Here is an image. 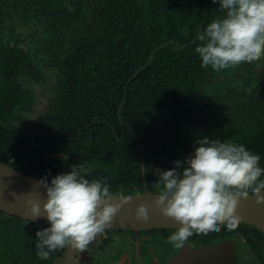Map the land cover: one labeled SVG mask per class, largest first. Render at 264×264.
<instances>
[{
	"label": "trees",
	"instance_id": "1",
	"mask_svg": "<svg viewBox=\"0 0 264 264\" xmlns=\"http://www.w3.org/2000/svg\"><path fill=\"white\" fill-rule=\"evenodd\" d=\"M219 8L213 0H0V161L49 182L85 164L86 178H107L113 195L142 192L140 144L118 111L156 50L130 82L121 116L142 139L147 188L159 192L158 170L175 168L204 137L244 145L264 168V59L216 72L195 51L198 34L226 15ZM45 226L0 210V264L50 260L36 255ZM242 227L264 235L244 223L213 233Z\"/></svg>",
	"mask_w": 264,
	"mask_h": 264
},
{
	"label": "clouds",
	"instance_id": "2",
	"mask_svg": "<svg viewBox=\"0 0 264 264\" xmlns=\"http://www.w3.org/2000/svg\"><path fill=\"white\" fill-rule=\"evenodd\" d=\"M226 12L223 18L209 23L196 47L201 67L213 71L235 68L264 59V0H213ZM198 147L176 167L158 170L155 186L160 189L155 208L180 226L166 242L174 248L184 247L194 234L207 235L223 228L235 230L241 218L237 214L241 197L251 192L258 204H264V168L260 156L242 144L221 142L208 137L197 140ZM89 167L71 166L37 184L46 190V201L28 200L30 219L46 216L50 227L36 232V255L41 260L51 253L71 247L80 251L111 227L116 214L130 197L113 204V193L107 178H86ZM149 206L141 204L136 218L147 221Z\"/></svg>",
	"mask_w": 264,
	"mask_h": 264
},
{
	"label": "flooded vegetation",
	"instance_id": "3",
	"mask_svg": "<svg viewBox=\"0 0 264 264\" xmlns=\"http://www.w3.org/2000/svg\"><path fill=\"white\" fill-rule=\"evenodd\" d=\"M38 113L39 117L43 112ZM239 229L221 237L213 232L194 234L180 249L166 242L176 228L106 230L86 250L67 247L51 253L44 263L264 264V235L248 227Z\"/></svg>",
	"mask_w": 264,
	"mask_h": 264
},
{
	"label": "water",
	"instance_id": "4",
	"mask_svg": "<svg viewBox=\"0 0 264 264\" xmlns=\"http://www.w3.org/2000/svg\"><path fill=\"white\" fill-rule=\"evenodd\" d=\"M196 39H198V37ZM162 46L158 47V49H160ZM186 46L187 45H185L183 48H185ZM154 52L151 55L150 61L145 66L141 67L127 83L125 87L124 99L118 111V115L122 124L131 128V130L134 132L140 144L143 191L128 195H123V194L113 195V200L109 201V203H113V204L121 203L123 197H130L131 199L128 203L123 204V207L114 217L111 227L106 230L140 231L141 229H153V228L173 229L180 226L173 219L165 218L155 208L154 201L155 199L158 198L156 197L158 193L152 192L147 188V178H146V169H145V148L142 139L140 138L136 129L132 127L130 124L123 121L121 117L123 106L127 100V96H128L127 93L130 82L134 80L137 77V75L150 64V62L154 57ZM58 154L60 155L61 153ZM39 180L40 179L24 174L16 170L15 168L11 167L9 164L0 161V210L9 213L11 215L19 216L24 219H29L31 221L50 225L46 216L30 219L31 218L30 215L26 214L29 213L30 210V206L27 203L28 200L40 202L41 208H43V203L46 201L47 198L46 190L37 184ZM262 195H264V193H262ZM141 204L149 206L148 208L149 218L147 221L138 220L136 218V209ZM237 214L241 218L240 223L255 226L264 233V204H258L257 198L252 193H249L248 197L246 198L245 197L240 198Z\"/></svg>",
	"mask_w": 264,
	"mask_h": 264
},
{
	"label": "rangeland",
	"instance_id": "5",
	"mask_svg": "<svg viewBox=\"0 0 264 264\" xmlns=\"http://www.w3.org/2000/svg\"><path fill=\"white\" fill-rule=\"evenodd\" d=\"M41 105H45V104H41Z\"/></svg>",
	"mask_w": 264,
	"mask_h": 264
}]
</instances>
